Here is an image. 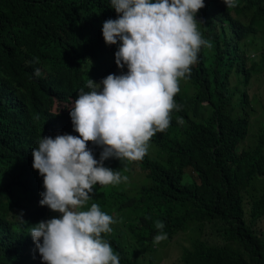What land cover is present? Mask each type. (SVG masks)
Returning <instances> with one entry per match:
<instances>
[{
	"label": "trees",
	"instance_id": "obj_1",
	"mask_svg": "<svg viewBox=\"0 0 264 264\" xmlns=\"http://www.w3.org/2000/svg\"><path fill=\"white\" fill-rule=\"evenodd\" d=\"M238 10L251 17L248 24L240 18L232 25L238 33L199 22L212 47L201 49L181 80L174 98L179 110L171 113L168 129L151 138L154 154L140 163L164 201L146 214L137 203L145 199L113 193L117 199L107 201L99 192L98 201L90 199L85 207L118 210L105 239L120 264H161L153 244L160 232L156 221L178 243L183 232L199 233L173 264H264V127L252 145L242 144L264 47L253 46L261 53L253 61L249 43L240 46L244 37L264 41V6L251 0ZM116 18L110 0H0V264H39L31 260L39 254L31 227L59 214L36 205L37 185L44 187L32 167V149L44 136L78 135L63 103L82 88L89 91L88 78L99 83L120 74L118 45H106L102 35L103 23ZM37 68L39 77L33 75ZM88 147L94 154L97 146Z\"/></svg>",
	"mask_w": 264,
	"mask_h": 264
},
{
	"label": "clouds",
	"instance_id": "obj_2",
	"mask_svg": "<svg viewBox=\"0 0 264 264\" xmlns=\"http://www.w3.org/2000/svg\"><path fill=\"white\" fill-rule=\"evenodd\" d=\"M250 1L110 0L117 18L103 23L102 35L106 45H118L115 63L121 72L109 74L99 83L88 78L89 91L82 88L75 99L63 103L78 135L44 136L32 149V167L43 177L44 187L37 185L36 205L59 216L31 227L39 252L31 260L39 264H120L105 239L113 232L118 210L107 214L96 203L85 207L90 199L98 201L99 192L107 194V201L117 199L113 193L145 199V204L137 203L139 213L146 214L164 201L140 163L146 154L153 155L151 138L167 130L171 113L179 110L174 98L180 95L181 80L190 75L201 49L212 47L198 24L210 21L217 28L223 25L238 33L232 27L239 24L238 19L247 24L251 21L238 7H246ZM259 1L264 6V0ZM229 16L235 19L222 20ZM250 39L242 38L240 46L249 43L250 58L259 61L261 53L253 46L264 47V41ZM33 75L39 77L40 69ZM250 100L253 111V96ZM250 115L252 124V112ZM263 127L260 125L259 132ZM89 143L97 146L94 154ZM22 215L18 216L24 221ZM155 227L160 232L153 244L159 251L167 233L163 222L156 221Z\"/></svg>",
	"mask_w": 264,
	"mask_h": 264
},
{
	"label": "rangeland",
	"instance_id": "obj_3",
	"mask_svg": "<svg viewBox=\"0 0 264 264\" xmlns=\"http://www.w3.org/2000/svg\"><path fill=\"white\" fill-rule=\"evenodd\" d=\"M252 96L254 105V110L252 111V124L250 133L246 137L245 141L242 142V144L246 143V145H252L255 142V136L259 134L260 125H264V68L254 78ZM153 144V142H150V145L153 146ZM150 153L154 154L153 152ZM259 227L264 229V220L259 222ZM183 233L184 234L181 233L179 237L180 243H178L176 238H174L171 240L166 239L159 244V254L156 253V256L159 258L161 264H173L177 256L182 253V248L189 244L191 237L196 238L199 234L198 232H194L192 230H188ZM213 239L216 241V237ZM217 240L220 241L219 238H217Z\"/></svg>",
	"mask_w": 264,
	"mask_h": 264
}]
</instances>
